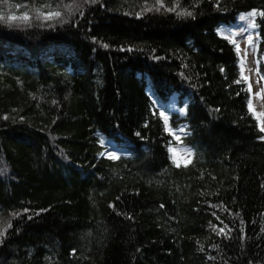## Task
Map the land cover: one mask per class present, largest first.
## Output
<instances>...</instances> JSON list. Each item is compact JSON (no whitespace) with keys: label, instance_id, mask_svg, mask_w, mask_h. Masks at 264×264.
<instances>
[{"label":"trees","instance_id":"obj_1","mask_svg":"<svg viewBox=\"0 0 264 264\" xmlns=\"http://www.w3.org/2000/svg\"><path fill=\"white\" fill-rule=\"evenodd\" d=\"M69 4L0 3V264H264V132L218 30L255 13L264 82V0Z\"/></svg>","mask_w":264,"mask_h":264},{"label":"rangeland","instance_id":"obj_2","mask_svg":"<svg viewBox=\"0 0 264 264\" xmlns=\"http://www.w3.org/2000/svg\"><path fill=\"white\" fill-rule=\"evenodd\" d=\"M24 13V11H21ZM242 13L238 17V23L235 26L220 25L219 32L222 36L228 37L238 45L239 64L242 75L244 76L250 91V110L256 115L261 127H264V82L261 80L254 56L256 35L254 28L249 27V22L253 17L241 20ZM173 159L176 163H186L191 157V152L185 148L172 147Z\"/></svg>","mask_w":264,"mask_h":264},{"label":"snow or ice","instance_id":"obj_3","mask_svg":"<svg viewBox=\"0 0 264 264\" xmlns=\"http://www.w3.org/2000/svg\"><path fill=\"white\" fill-rule=\"evenodd\" d=\"M97 2H98V0H83L84 4H88V3L95 4ZM0 3L7 4L8 0H0ZM61 3H63V0H61ZM77 3H78V0H72V4L65 5V9L68 11V13L70 15H75V12L79 11L80 15L82 16L84 13L82 10H80L79 7H75V10H74V6H76ZM155 3H156V5H160V7H156L155 9H153V7L148 6V7H144L143 11L144 12H150L153 10H155L157 12L161 11V8L164 7L163 0H155ZM179 3H180V0H174V6L170 7V8H164V10L168 11V12H175L178 17L192 16V13L190 11H187L184 9L177 11L176 9L179 6ZM16 7H20V5H17ZM254 14H255L254 12H249V13H247L246 16L242 15L241 20L247 19L248 17H252V16H254ZM43 15H44L45 19H50V18H54V17H61V12L60 11H50V12L43 14ZM136 15H137V18H139L141 16V13H136ZM261 15H264V13H261ZM24 18L27 19V14H25ZM12 19H13V17H11V16L8 17V20H12ZM0 22H6L4 20V16L2 14H0ZM67 22H68L67 19H61L60 20V23H67ZM49 26L52 27V25H49ZM249 27L255 28V27H257V25L255 24L254 21H250ZM104 47H107V45H104ZM237 47H238V45H237ZM221 71H223V69H221ZM235 83H240V81L239 80L235 81ZM249 107H251L250 101H249ZM161 115H163V113H161ZM5 118H7V117H5ZM259 130L261 132H264V127H260ZM261 139H264V137H261ZM169 151H171V149H169ZM101 155H104V153H101ZM107 156H108V158L113 159V160L117 159V156L112 152H107ZM177 166H179V165H177ZM262 186H264V185H262ZM161 207H163V206H161ZM24 211L27 212L28 210L25 209ZM13 215H19V214H13ZM29 218H31V217H29ZM217 219H219V218L217 217ZM221 223H223V221H221ZM7 226L11 227V224L9 223ZM210 227H212V229L214 231H216L217 235L225 233V229H228V232H231V229L228 227L227 224H225L224 227L219 228L218 230L216 229L215 225L210 224ZM262 230H264V229H262ZM5 231H6V229L0 228V238H2L5 235ZM225 235H227V234H225ZM241 238L243 239V229L242 228H241ZM210 259H214V257H210Z\"/></svg>","mask_w":264,"mask_h":264}]
</instances>
